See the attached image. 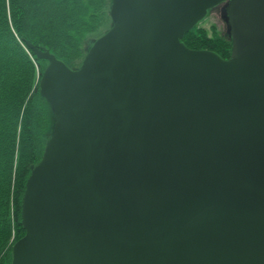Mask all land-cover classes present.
Masks as SVG:
<instances>
[{"label": "water", "instance_id": "1", "mask_svg": "<svg viewBox=\"0 0 264 264\" xmlns=\"http://www.w3.org/2000/svg\"><path fill=\"white\" fill-rule=\"evenodd\" d=\"M228 2V59L183 42ZM71 69L48 49L52 135L11 264H264V0H112Z\"/></svg>", "mask_w": 264, "mask_h": 264}, {"label": "trees", "instance_id": "2", "mask_svg": "<svg viewBox=\"0 0 264 264\" xmlns=\"http://www.w3.org/2000/svg\"><path fill=\"white\" fill-rule=\"evenodd\" d=\"M93 9L89 0H0V264L10 263L13 241L23 236V193L46 145L49 106L38 89L45 66L29 45L73 61L67 51L80 53L81 38L95 28L88 25ZM182 42L230 56L231 45L199 34L188 32Z\"/></svg>", "mask_w": 264, "mask_h": 264}, {"label": "rangeland", "instance_id": "3", "mask_svg": "<svg viewBox=\"0 0 264 264\" xmlns=\"http://www.w3.org/2000/svg\"><path fill=\"white\" fill-rule=\"evenodd\" d=\"M89 1H90V3L93 4V8H94L93 11H95V13H93V14L95 16L93 18L89 19L88 25L95 27V28L93 29L92 32L86 33L85 36L83 38H81L79 45H78V48L80 51L79 54L75 53L74 50L67 51V53L69 55L76 56V58L73 61H65L68 64V66L73 70H77L82 66L84 59H85L86 55L88 54L92 45L100 37H102L113 25L111 17H110V9H111L112 0H89ZM227 4H228V2H224V3H221L220 5L212 8L211 10H209L207 15L190 31L191 34L192 35H198L199 34L206 39L207 38L210 39L213 42H219V43L220 42H224V43L226 42L229 45H231L232 40H231V36H230V26H229L228 18L226 15ZM40 49H45V48H40ZM38 60H40V59H38ZM40 61L44 62V66L46 68L47 62H45L44 60H40ZM39 87H40V82H39ZM39 94H40V89H39ZM48 106H49V104H48ZM49 109L47 108L49 121H48V129L46 132L47 137L45 139L46 143L49 140L50 136L52 135L53 125H54V115L52 113L50 106H49ZM13 215H14V213H12V211H11V217L13 220H15ZM20 215H21V211H20ZM19 223L22 227L21 216H20ZM22 229H23V227H22ZM23 231H24V229H23ZM24 234H25V232H22L23 236H24ZM20 235H21V233L18 232V236H20ZM14 239H15V236L12 235L11 241H13ZM16 242H17V240H14L13 245ZM13 245H12V247H13ZM12 247H11V250H12Z\"/></svg>", "mask_w": 264, "mask_h": 264}, {"label": "bare ground", "instance_id": "4", "mask_svg": "<svg viewBox=\"0 0 264 264\" xmlns=\"http://www.w3.org/2000/svg\"><path fill=\"white\" fill-rule=\"evenodd\" d=\"M34 47V46H33ZM30 48V47H29ZM31 49V48H30ZM31 51H32V49H31ZM33 52V51H32ZM51 112V111H50ZM10 264V263H9Z\"/></svg>", "mask_w": 264, "mask_h": 264}]
</instances>
